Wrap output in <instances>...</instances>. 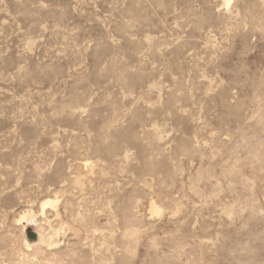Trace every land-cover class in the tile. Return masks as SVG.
Instances as JSON below:
<instances>
[{"label": "rangeland", "instance_id": "rangeland-1", "mask_svg": "<svg viewBox=\"0 0 264 264\" xmlns=\"http://www.w3.org/2000/svg\"><path fill=\"white\" fill-rule=\"evenodd\" d=\"M224 2L0 0V264H264V0Z\"/></svg>", "mask_w": 264, "mask_h": 264}, {"label": "bare ground", "instance_id": "bare-ground-1", "mask_svg": "<svg viewBox=\"0 0 264 264\" xmlns=\"http://www.w3.org/2000/svg\"><path fill=\"white\" fill-rule=\"evenodd\" d=\"M224 1H225V2H224L225 4H228L231 0H224ZM46 204H47V203H46ZM151 211L154 212V213H155V212H158V208H157V206L154 205V204H151ZM40 240L43 241L41 236H40Z\"/></svg>", "mask_w": 264, "mask_h": 264}]
</instances>
